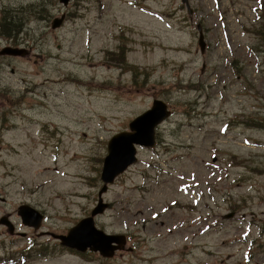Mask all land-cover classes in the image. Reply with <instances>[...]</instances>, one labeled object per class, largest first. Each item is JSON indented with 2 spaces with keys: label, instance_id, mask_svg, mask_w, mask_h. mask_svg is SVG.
I'll return each mask as SVG.
<instances>
[{
  "label": "rangeland",
  "instance_id": "1",
  "mask_svg": "<svg viewBox=\"0 0 264 264\" xmlns=\"http://www.w3.org/2000/svg\"><path fill=\"white\" fill-rule=\"evenodd\" d=\"M263 34L264 0H0V264H264ZM154 100L155 146L94 217L124 248L61 246L45 231L90 215L107 141Z\"/></svg>",
  "mask_w": 264,
  "mask_h": 264
},
{
  "label": "water",
  "instance_id": "2",
  "mask_svg": "<svg viewBox=\"0 0 264 264\" xmlns=\"http://www.w3.org/2000/svg\"><path fill=\"white\" fill-rule=\"evenodd\" d=\"M70 0H59L64 6ZM188 4V0H182ZM65 14L55 17L50 26L55 29L61 26ZM198 44L200 52H204L203 35L199 30ZM2 54L24 55L26 49L6 46L1 51ZM171 111L167 104L161 100H154L149 109L133 118L127 125V130L115 133L107 141L106 156L103 159L100 178L103 182L98 190V200L90 215L80 219L75 225L68 228L65 234L50 233L57 238L61 245L74 248L78 251L98 252L103 257H112L118 250H122L126 244L125 235L108 234L95 225L94 216L102 214L108 203L103 201L102 194L107 190L109 184L113 183L117 175L123 173L130 165L137 160V149L140 147L155 146L156 128L164 122ZM22 224L38 229L42 222V214L35 208L22 204L17 209ZM0 223L7 226L8 231L13 233L14 225L6 216L0 219Z\"/></svg>",
  "mask_w": 264,
  "mask_h": 264
},
{
  "label": "flooded vegetation",
  "instance_id": "3",
  "mask_svg": "<svg viewBox=\"0 0 264 264\" xmlns=\"http://www.w3.org/2000/svg\"><path fill=\"white\" fill-rule=\"evenodd\" d=\"M201 34H202V32H201ZM199 35H200V33H199ZM203 35V34H202ZM101 179V178H100ZM115 180V179H114ZM101 182H102V180H101ZM112 184V183H111ZM102 185H103V182H102ZM110 185V184H109ZM108 188V187H107ZM107 191V190H106ZM108 203V202H107ZM108 206H109V203H108ZM107 206V207H108ZM41 214L44 216V214L41 212ZM45 232H47V234L49 235V237L50 238H53L54 239V237L53 236H51L50 235V233H54L55 234V232H50V231H45ZM56 240H58V239H56ZM59 241V240H58ZM127 241V240H126ZM59 243H60V241H59ZM61 246H64V245H61ZM74 250H76V249H74ZM86 251H88V250H86ZM81 252V251H80Z\"/></svg>",
  "mask_w": 264,
  "mask_h": 264
},
{
  "label": "trees",
  "instance_id": "4",
  "mask_svg": "<svg viewBox=\"0 0 264 264\" xmlns=\"http://www.w3.org/2000/svg\"><path fill=\"white\" fill-rule=\"evenodd\" d=\"M9 19H10V21H11V22H9V29H10V30H13L14 27H15L16 22H15L14 19H12L11 17H10ZM263 36H264V34H263Z\"/></svg>",
  "mask_w": 264,
  "mask_h": 264
}]
</instances>
